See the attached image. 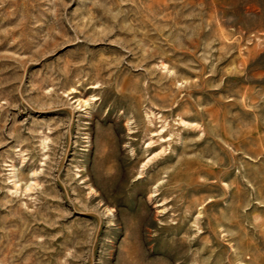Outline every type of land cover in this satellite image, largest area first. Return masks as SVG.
I'll return each instance as SVG.
<instances>
[{"label": "rangeland", "instance_id": "374dc122", "mask_svg": "<svg viewBox=\"0 0 264 264\" xmlns=\"http://www.w3.org/2000/svg\"><path fill=\"white\" fill-rule=\"evenodd\" d=\"M0 264H264V0H0Z\"/></svg>", "mask_w": 264, "mask_h": 264}]
</instances>
